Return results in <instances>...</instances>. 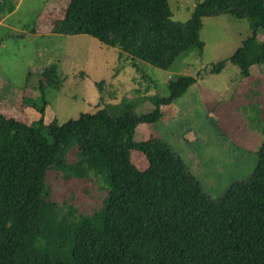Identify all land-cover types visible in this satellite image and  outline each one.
I'll use <instances>...</instances> for the list:
<instances>
[{
  "label": "trees",
  "instance_id": "trees-1",
  "mask_svg": "<svg viewBox=\"0 0 264 264\" xmlns=\"http://www.w3.org/2000/svg\"><path fill=\"white\" fill-rule=\"evenodd\" d=\"M221 14L251 20L252 35L229 57L242 78L252 65L264 70V40L256 37L264 0H202L186 21L173 19L170 0H68L48 32L89 34L168 70L189 48L201 53L202 19ZM223 66L218 61L210 71ZM197 75L171 81L169 95L153 97L147 113L128 103L121 116L98 110L45 125L40 83V100H23L40 113L37 122L0 114V264H264V142L252 174L212 198L168 142L134 140L137 125L160 121L162 105L182 97ZM131 148L144 153L146 169L132 162ZM52 170L63 182L101 181V206L80 212L74 199H52ZM68 215L74 222L60 224Z\"/></svg>",
  "mask_w": 264,
  "mask_h": 264
},
{
  "label": "rangeland",
  "instance_id": "rangeland-1",
  "mask_svg": "<svg viewBox=\"0 0 264 264\" xmlns=\"http://www.w3.org/2000/svg\"><path fill=\"white\" fill-rule=\"evenodd\" d=\"M5 1V8H0V113L4 117L37 122L40 113L23 100L38 102L40 83L47 103L45 125L98 110L121 116L128 103H135L136 113H147L153 109V97L169 95L171 81L198 74L197 83L184 96L162 105L160 121L137 125L134 140L159 137L168 142L212 198L221 196L234 181L248 178L257 167V152L264 142V70L252 65L249 78L244 79L229 61L242 40L252 35L251 20L223 14L204 17L201 53L193 46L164 70L89 34L48 32L52 22L64 16L68 0ZM201 1L170 0L173 19L186 21ZM10 4L12 9H7ZM256 37L264 40V28L257 29ZM221 60V71L212 73ZM130 157L139 170L148 167L141 150L131 148ZM47 182L55 190L52 199L58 203L74 199L80 212L99 208L106 196L96 178L83 184L63 182L52 170ZM77 190L81 194L74 198ZM74 220V215L64 216L60 224Z\"/></svg>",
  "mask_w": 264,
  "mask_h": 264
},
{
  "label": "crops",
  "instance_id": "crops-1",
  "mask_svg": "<svg viewBox=\"0 0 264 264\" xmlns=\"http://www.w3.org/2000/svg\"><path fill=\"white\" fill-rule=\"evenodd\" d=\"M196 83H197V82H196ZM192 85H193V84H192ZM187 90H188V89H187ZM185 93H186V92H185ZM185 93H184V94H185ZM183 96H184V95H183ZM168 105H169V104H168ZM163 110H164V108H163ZM0 114H2V113H0ZM2 115H3V114H2ZM3 116H4V115H3ZM208 116L211 117V115H208Z\"/></svg>",
  "mask_w": 264,
  "mask_h": 264
}]
</instances>
